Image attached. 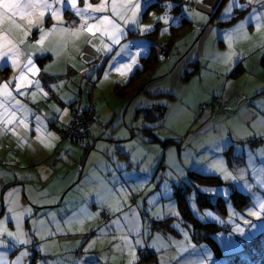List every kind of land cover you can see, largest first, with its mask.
Segmentation results:
<instances>
[{
  "label": "rangeland",
  "instance_id": "rangeland-1",
  "mask_svg": "<svg viewBox=\"0 0 264 264\" xmlns=\"http://www.w3.org/2000/svg\"><path fill=\"white\" fill-rule=\"evenodd\" d=\"M241 1V4H248V0ZM150 2L141 0L138 19L141 26L154 25L149 32L159 33L156 55L160 63L151 72L146 91L131 99H121L115 95L114 85L127 81L141 65V57L148 55L154 42L152 36L118 17L114 18L123 33L117 35L119 43L105 35L102 27L92 32L81 29L85 21L96 24L97 18L112 16V0H106L104 12L93 11L102 0H77L76 7L85 9L91 4L93 8L87 9L85 21L73 28L69 23L76 17L74 10L71 9L74 15L67 19L64 14L65 7L71 8L70 3L57 4L55 0H48L53 5L52 11H59V20L54 17L50 26L51 31L56 32L54 36L62 34L65 41H69L72 52L84 49L80 60L87 69L78 75L77 85L73 84L79 90L81 80L86 83L84 104L79 102L78 105H86L93 89L94 102L109 112L108 119L117 113L114 123H110L112 126H105V134L110 135L113 130L121 134L126 129L121 127L123 123L138 127L136 138L119 144L127 149L132 146L134 158L142 161L143 175L135 173L136 177L132 179L133 183L136 180L135 191L130 192L128 200L125 196L117 200L120 205L124 202L128 210L122 214L107 210V220L104 219L106 215H102V205L90 211L89 203L94 200L82 197L76 189L70 191L68 197H73L71 201L78 207L69 215L62 212L61 206L41 210L32 208L18 198L8 184L9 179L17 177L12 162L15 154H10L13 158L6 161L4 158L19 144L22 150L16 156L22 162L19 168L24 169L31 159L27 151L35 143H31L18 127L9 129L7 119L0 116V221L3 222L0 227L16 232L18 218L20 230L26 234V239L31 240L29 244H17L13 248L11 238L7 235L0 237L7 242L0 245V258L4 264L15 260L24 251L29 254L23 258L22 264H264V214L260 217L248 215L249 210H259L256 207L258 198L264 200V19L258 27L255 18L248 17L253 9H257L256 15H260L264 5L252 0L245 8L246 12L233 23L224 25L219 21L232 19L235 14L236 8H233L230 17L222 16L230 0H187L186 15L192 20V26L183 30L187 31L169 45L171 26L177 25L180 17L177 19L170 11L172 5L165 12L170 18L168 24L156 20V17L165 15L164 12L149 10L148 16H144ZM131 15V11L126 13V17ZM241 21L245 23L239 35H232V30ZM20 23L21 28L25 23L29 25L26 20ZM105 45L110 50L106 51ZM166 49H169L167 55L164 54ZM97 51L108 56L101 74L96 69H88ZM133 57L136 63L130 71H124L123 75L116 71L118 67L131 64ZM196 60H199V70L184 79L188 70H193L190 61ZM237 68L240 73L234 75ZM38 73L33 75L37 80ZM89 79L96 82V88L88 84L91 83ZM65 86L66 82L61 83V91L67 89ZM215 100L217 106L212 108ZM142 106L154 109L161 106V111L155 113L160 115L165 110L164 118L147 122L136 112ZM69 114V111L64 113ZM100 121L105 124L109 120L104 122L100 116ZM159 124L161 126L155 130L159 141H152L140 131L145 125ZM96 126L92 124L89 130ZM167 140L169 144L164 145ZM65 142L76 145L69 139ZM107 142L114 147V142ZM78 145L84 153V145ZM218 160L224 162L226 170L235 179H226L224 173L212 167ZM189 171L196 173L194 183H190ZM202 175L217 176L223 183ZM200 193L206 195L213 206L201 205ZM20 194L28 199L25 191ZM180 195L193 219L182 213ZM243 195L247 197L245 204ZM134 209L147 212L146 220H140V225L130 214L131 210L136 212ZM149 221L156 225H149ZM224 224L231 225V229L224 230ZM195 225L197 232H193ZM237 226L242 231H236ZM89 244L93 247L89 248ZM147 247L155 253V258L140 262L138 251Z\"/></svg>",
  "mask_w": 264,
  "mask_h": 264
},
{
  "label": "crops",
  "instance_id": "crops-1",
  "mask_svg": "<svg viewBox=\"0 0 264 264\" xmlns=\"http://www.w3.org/2000/svg\"><path fill=\"white\" fill-rule=\"evenodd\" d=\"M67 9L71 10L67 6L65 7V12ZM43 11L45 14L39 18L40 22L38 25H27L25 23V27L15 30L8 37L16 45V50L19 53L18 56L13 57L18 66H13V61L8 59V57L0 59V85L8 83V88L11 91V97L0 94V103L3 104L0 107V113L6 119L12 118L10 114H14V122L8 128L18 127L31 143H35L27 151V155L31 159L24 169L19 168V164L22 162L16 156L21 154L19 151L22 148L19 144L14 147L15 150L11 153L8 152L5 158L3 157L4 155H1L6 161L7 158L12 157L10 154H15L13 155L14 158L12 157V162L14 163L13 166L16 169L17 177L13 180L9 179V182H13L9 187H11V190L16 191L18 198L26 201L32 208L37 210L61 206L62 212L69 215L78 207L71 201L73 197H68L69 192L76 189L82 197L85 196L94 200L89 203L90 211H93L94 207H100L101 204L103 216L106 215L107 210L111 212L114 210L113 214H122L128 208L124 202L120 205L117 200L122 196L126 197L125 200L129 199L130 192L133 193L135 191L136 180L134 183L132 182V179L136 177L135 173L137 172L138 176L143 175V173L141 169L142 161L138 162L134 158L132 146L127 149L126 146H120L119 143L136 138L139 131L138 127L129 123L124 125L123 123L121 127L127 130L125 129L121 134H116L114 130L111 131L110 135H108L109 133L105 134V126H112L117 113H114L113 117L108 119L109 112H105L97 104V109L100 107L98 111L99 118L101 116L104 122L109 121L105 124L93 123L97 126L93 127L91 131L89 142L92 147L89 148L88 152L85 151L83 153V149L78 144L74 145L59 139L58 130L70 122L76 110L70 106V103L76 102L78 99L76 93L78 89L73 84L77 85L79 81L78 75H82L87 68L83 65V61L80 60V58H83L84 49L81 48L76 52L69 50V41H65L62 34L54 36L56 32L51 31L52 27L50 26L54 23L52 10L45 9ZM65 12L67 19L68 15ZM75 16L70 21L72 24L69 23L72 28L82 22L81 18L76 14ZM200 21L205 22V20ZM18 22L20 23V21ZM35 30H38V38L33 41L27 40V36L35 32ZM25 31L28 32L27 35H24ZM42 34L44 35L43 41L37 43ZM21 40L23 43H20ZM45 54H50L51 58L44 65H40L37 58ZM77 54H79V57ZM74 56L78 58L75 59ZM28 59L32 60L36 69H39V73H36H38L40 85L37 87L35 83L26 84L25 88L20 89V92L24 94L20 95L16 90V78ZM47 73H67L64 78L65 81H63L66 82L65 88L67 89L61 91L60 85L63 83L61 81L50 83L48 81L49 77L46 76ZM26 76L28 80H37L31 72H26ZM23 83H26V81ZM81 83L82 87H80L81 90L79 91L83 92L86 83L84 80H81ZM45 92L48 93L47 96L44 95ZM81 101L82 104L83 98ZM74 106L82 108L77 103ZM143 107L145 106L137 109V115L142 114L139 109ZM57 108L60 109V112L56 111ZM64 109H67L70 114L64 115ZM161 109L162 107L160 106L159 109L155 110L161 111ZM162 112L165 113V110ZM37 117H40L39 121ZM20 121H24V123L22 124ZM37 128L40 129L39 132H37ZM38 136L40 139H37ZM107 141L114 142V147L109 145ZM135 145L139 146V144ZM80 158L84 159L82 169L78 164ZM70 186H72V189H70ZM24 191L28 195V199L24 194H20ZM134 210L136 212L131 210L130 214L140 225L142 212H138L137 209ZM105 218H109L108 214ZM123 222H125L124 219Z\"/></svg>",
  "mask_w": 264,
  "mask_h": 264
},
{
  "label": "snow or ice",
  "instance_id": "snow-or-ice-1",
  "mask_svg": "<svg viewBox=\"0 0 264 264\" xmlns=\"http://www.w3.org/2000/svg\"><path fill=\"white\" fill-rule=\"evenodd\" d=\"M70 3L71 9L74 10L75 14L77 16H80L81 20L84 21V13L89 8H93L91 4H88L85 9H80L76 7L77 0H55V3L57 4H63V3ZM252 0H248V4H251ZM259 3L264 5V0H258ZM248 4H239L238 0H230V4L228 8L224 10L222 13V16L224 17H230L232 15V9L238 8L239 10L243 11L246 7H248ZM106 0H102V3L95 6L93 9L94 12H104L106 11ZM171 7V5H169ZM53 5L48 3V0H0V59H3L4 57H8V59H11L13 61V66H18L16 63V60L13 58L14 56H18L19 53L16 50V45L12 43V41L8 38L9 35L14 32L17 29H20L22 27V24L18 21H27L29 25L33 24H39L40 17L44 16L45 9L52 10ZM141 9V0H121V3H117V0H112L111 4V11L113 13L112 16L104 15L102 17L97 18L96 24H87L86 22L81 24V29H86L89 32H92L93 29L100 30L101 27L103 28L104 34L107 35L114 43H119V40L117 39L118 34H123L122 29L120 28V25L117 23V20L114 17H118L119 19L124 20V22L127 24L129 21L140 27V30L142 32H149L154 28V25H139V19H138V12ZM128 11L132 12L131 17H126V13ZM257 9H253V12L250 14L248 19L255 18L257 21V26L259 27L260 21L264 19V11H261L260 15H256ZM36 17L34 20L33 17ZM52 16L59 20V11H52ZM92 17H89L91 19ZM169 17L167 13L165 15L156 17L157 21L163 20L165 24L169 23ZM244 21H241L240 24L237 26V28L232 30V35H239L240 30L243 28ZM111 29L112 31H109ZM164 32L167 31V29L163 30ZM28 32L25 31L24 35H27ZM231 36H229V40L231 41ZM44 39V35L42 34L40 36V40L37 41V43H41ZM20 43H23L21 40ZM105 50L108 51L109 46L105 45ZM229 59L231 58V54H229ZM115 59V57H113ZM136 63L135 58H132L131 64H125L123 67L116 68L117 72H120L121 75L124 74V71H130L132 66ZM39 69H36L35 66L32 63L31 59H28L27 63L23 65L19 76L17 79L16 84V90L20 95H23V92H20V89L25 88L26 84H33L37 87H39L40 82L39 80L32 81L28 80L26 76V72H31L33 75H35L36 72H38ZM26 81V83H23ZM41 91H43L41 89ZM0 94L4 96L11 97V91L8 88V83H5L3 85H0ZM35 95V94H33ZM45 96L48 95V93H44ZM17 103H19L17 101ZM3 104L0 103V107H2ZM57 112H60V109H56ZM65 113H67V109L64 110ZM3 114H0L2 116ZM12 115V118L7 119L6 123L8 125L12 124V119H14V114ZM37 120H40V117H37ZM20 123H24V121H20ZM40 129L37 128V132H39ZM264 134V133H262ZM37 139H40L38 136ZM217 171L224 173L225 178H232L235 179V177L231 176V173H229L225 166L224 162L222 160H218L213 166ZM182 174V173H181ZM11 195V193H9ZM256 207L259 210H249L248 215L260 217L262 214H264V200L257 199ZM209 215H211L209 213ZM7 219V217H6ZM245 223H248V221H245ZM0 224H3L2 221H0ZM236 231H242V229L239 228V226L236 227ZM7 235V237L11 238L13 241L12 247L14 248L17 244L19 245H26L31 243L30 239L25 238V233L22 232L19 228V221L17 218V231L12 232L8 231L7 228L0 227V237ZM7 242L0 238V245H5ZM139 243V241H137ZM89 248L93 247V244H89ZM43 250V249H42ZM87 251V249H85ZM29 253L27 251L21 252L20 255L13 261L8 262V264H22V260L25 256H27ZM0 264H4V261L2 258H0ZM131 264V262H130Z\"/></svg>",
  "mask_w": 264,
  "mask_h": 264
},
{
  "label": "trees",
  "instance_id": "trees-1",
  "mask_svg": "<svg viewBox=\"0 0 264 264\" xmlns=\"http://www.w3.org/2000/svg\"><path fill=\"white\" fill-rule=\"evenodd\" d=\"M225 1V0H224ZM187 2V0H151V2L148 4L146 10L144 11V16H148V11L149 10H157L159 12H166V10H170L168 8L169 5H172V9L170 10L171 12H173L175 14V17L178 19L180 17V20H179V23L177 25H173L171 26V31L172 33L170 34L169 33V45H172L174 44V42L181 36L183 35L188 29L191 28L192 26V20L186 15V9L189 8V5H187V8L185 7V3ZM223 3V2H222ZM239 4L242 3V1H238ZM246 12L245 10L241 11L239 10L238 8L235 9V14L233 15L232 19H228V20H220L219 22L221 24H228V23H233L238 17L241 16V13H244ZM68 16H71V15H74L73 12L71 10H66L65 12ZM159 26L158 25V31H159ZM188 28V29H187ZM187 29L186 31H183ZM38 30H35V32H32V34H29V36H27V40H30V41H33V40H36L38 38ZM183 31V33H182ZM149 35V36H152V39L151 41H154L152 42V46H151V49H150V52L148 53V55L146 56H142L141 57V65L138 66L134 71L133 73L130 75V77L128 78L127 81L125 82H117L115 85H114V93L115 95L118 97V98H129L131 99L132 97L136 96L137 94L143 92V91H146L145 88H146V85L147 83L149 82V80L151 79V72L154 71V68H156L158 66V64L160 63V59L159 57L156 55V52H157V45H158V40H157V36L158 34L156 35L155 34V31L153 30V32H147L146 35ZM154 34V35H153ZM161 47H163L162 45H160ZM98 50V49H97ZM169 53V49H166L164 51V54H168ZM73 57V56H72ZM101 57H104L103 60H100ZM51 58V55L50 54H45L41 57H38L37 58V61L40 65H44L49 59ZM108 61V56L105 55V53L103 52H100V51H97V56L94 57V59L91 61L90 60V65L88 67V69L90 68H93V69H96L98 72H100V74L102 73L103 71V67L106 65ZM262 63L264 64V57L262 59ZM190 65H192L193 67H190L191 69L193 70H188V73L186 75H184V79H189L190 76L192 74H195L197 72V70H199L200 68V64H199V60H196L194 62L190 61ZM87 68V67H86ZM196 70V71H194ZM240 69H236L235 72H234V75L240 73L239 72ZM89 74V73H88ZM47 77H49L48 81L51 83V82H57V81H65V77L67 76V73H64V74H48L46 75ZM89 81L91 83H88V84H91L92 85V88H96L97 84L96 82H94L92 79H89ZM72 82V81H71ZM69 82V83H71ZM65 83V82H64ZM63 84V83H62ZM61 86V85H60ZM82 87V86H80ZM79 90H81L79 88ZM79 90H76V93H77V96H78V99L76 100V102L74 101L73 103H70V106L73 107V109L75 110V112L73 113L72 115V118L70 120V122L64 126L63 128H60L58 130V135H59V138L60 140H71L72 142H75L76 144H81V145H84L85 147V151L88 152L89 148L92 147L90 142H89V139H90V136H91V131L89 130L90 126L93 124V123H97V124H101V121H100V118H99V114H98V110H97V103L94 102V97H93V89L91 90L90 94H89V98H87V102H86V105L84 106V108H77L75 105V103H78L82 100V98L84 97V91L81 93ZM79 94V95H78ZM161 94V93H159ZM157 94H153V96H156ZM82 102V101H81ZM80 102V103H81ZM84 104V103H83ZM212 108L216 107L217 106V100H215L212 104H211ZM139 112L142 113L143 115V119L146 120L147 122H155L159 119H163L164 118V113L163 112H160V115L156 114V110L154 108H150V106H147V107H143L141 109H139ZM81 113H85L86 116L88 115H91L92 113L95 114V118L91 120V122L89 123L88 125V129H87V136L83 139H79V140H76L70 136H65V130L69 127V125L72 123V120L73 118L76 116V115H80ZM91 113V114H90ZM103 124V123H102ZM161 124L157 125V126H152V125H145L144 127L141 128V133H144L145 135H148L152 138V141H159V137L158 135L156 134L155 130L156 128L160 127ZM139 130V129H138ZM164 145H167L169 144V140L163 142ZM87 148V149H86ZM84 151V152H85ZM83 162H84V159L80 158L79 160V167H81V169L83 168ZM195 172L193 171H189V179H190V183H194L195 180ZM202 177L206 178V179H212L214 182H220V183H223L222 180L217 177V176H205V175H202ZM13 180V179H12ZM11 183L13 182H9V186L11 185ZM15 183V182H14ZM191 186H188L187 188L190 189ZM70 189H72V186H70ZM235 193H238V191H234ZM181 196V195H180ZM199 202L201 205H204V206H213V204L211 202H209V198H207L206 195L200 193L199 194ZM180 198V197H179ZM184 197L181 196V199H180V208H181V211L182 213L187 216L188 215V208L187 206L184 204ZM242 202L243 204H245L247 202V197L246 195H243L242 196ZM142 212L141 214V218L143 219V222L144 220H146L147 218V212L145 211H141ZM188 218L190 219H193L191 215H188ZM104 219H106L104 217ZM108 219V218H107ZM106 219V220H107ZM202 225H205L204 223L201 222ZM211 224V223H208V225ZM149 225L151 226H155L156 223L152 221L150 222L149 221ZM223 229L224 230H230L231 229V225L229 224H224L223 226ZM198 231V228L194 227L193 229V232H197ZM144 250H147L148 252H145L144 253ZM138 258H139V261L140 262H143L145 260H148V259H151V258H155V253L149 248H145V249H141L138 251Z\"/></svg>",
  "mask_w": 264,
  "mask_h": 264
},
{
  "label": "built area",
  "instance_id": "built-area-1",
  "mask_svg": "<svg viewBox=\"0 0 264 264\" xmlns=\"http://www.w3.org/2000/svg\"><path fill=\"white\" fill-rule=\"evenodd\" d=\"M104 57H101L100 60H103ZM91 114V113H90ZM92 118H95V114H91L86 116L85 113H81L80 115H76L72 123L65 130V136H70L76 140L83 139L87 136L88 125L91 122ZM148 252L144 250V253Z\"/></svg>",
  "mask_w": 264,
  "mask_h": 264
}]
</instances>
